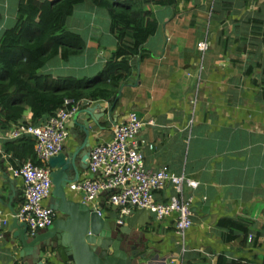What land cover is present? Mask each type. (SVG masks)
Instances as JSON below:
<instances>
[{
	"label": "crops",
	"instance_id": "crops-1",
	"mask_svg": "<svg viewBox=\"0 0 264 264\" xmlns=\"http://www.w3.org/2000/svg\"><path fill=\"white\" fill-rule=\"evenodd\" d=\"M18 1L0 0V33L16 19ZM146 7L145 18L155 19L156 29L132 59L133 73L119 87L112 119L107 113L111 102L79 103V107L92 102L104 108L98 119L102 127H93L89 147L109 140L114 125L134 110L143 120L153 121L137 135L152 144V148L140 146L144 165L198 181L195 188L185 189L193 200L183 255L173 214L156 219L149 213L148 218L136 219L134 228L141 234L136 246L146 253L141 264H214L221 253L264 264V235L260 246L250 241L242 246L238 237L225 239L235 232L220 223L224 218L251 221L249 240L264 225V0H173L171 4L151 0ZM65 26L79 33L85 46L68 60L52 59L46 70L95 76L117 43L107 8L91 0L77 3ZM205 37L209 45L201 53L197 42ZM7 129H0V134ZM68 130L80 134L78 126ZM8 140L0 136V209L9 216L0 237V264H24L27 257L19 256L18 240L12 241L8 230L10 186L14 189L10 205L17 211L23 198L22 179L10 171L13 161H20L11 160L4 147ZM75 144L69 135L63 149H73ZM171 190L167 187L156 197L162 199ZM68 193L82 199L81 192ZM99 202L105 219L117 217L107 195L92 203ZM41 261L67 264L47 250Z\"/></svg>",
	"mask_w": 264,
	"mask_h": 264
},
{
	"label": "trees",
	"instance_id": "trees-1",
	"mask_svg": "<svg viewBox=\"0 0 264 264\" xmlns=\"http://www.w3.org/2000/svg\"><path fill=\"white\" fill-rule=\"evenodd\" d=\"M85 0H19L16 19L0 33V129L23 121L38 125L62 106L66 97L75 101L103 99L111 102L122 82L132 76L134 62L143 42L156 29V21L146 20L151 0H91L107 8L111 29L117 43L103 68L93 77L52 73L47 65L52 59L68 60L81 52L85 40L79 33L69 30L66 18L77 3ZM171 4L173 0H152ZM118 100V99H117ZM116 100V102H117ZM116 104V103H115ZM11 160L37 161L34 138L22 134L4 143ZM19 163L13 161L16 167ZM229 232L227 238H239L246 246L250 241L260 246L264 225L252 235L251 221L224 218L220 221ZM214 264H255L246 258H231L219 254Z\"/></svg>",
	"mask_w": 264,
	"mask_h": 264
},
{
	"label": "built area",
	"instance_id": "built-area-1",
	"mask_svg": "<svg viewBox=\"0 0 264 264\" xmlns=\"http://www.w3.org/2000/svg\"><path fill=\"white\" fill-rule=\"evenodd\" d=\"M208 45L205 37L197 42V49L203 53ZM79 103L66 97L62 106L38 125L17 121L0 134L10 139L22 134L31 135L34 138L35 158L45 163L27 160L10 169L12 175L20 177L23 182V198L17 217L26 223L30 233L50 226L55 217L54 211L45 202L52 189L47 159L63 150L69 136V119ZM152 122L151 119L143 120L134 110H130L125 119L114 125L109 140L90 147L84 176L67 183L66 189L81 192V198L86 202H96L100 194L107 193V203L116 207V220L119 223H123L125 217L137 208L146 209L156 219L173 214L179 252L183 255L186 231L192 223L193 200L185 189L195 188L198 181L183 173L175 174L165 168L153 169L144 165L140 146L152 148V144L137 135L144 124ZM167 187H172L171 192L158 199L156 194L165 192ZM8 221V214L0 209V237Z\"/></svg>",
	"mask_w": 264,
	"mask_h": 264
},
{
	"label": "water",
	"instance_id": "water-1",
	"mask_svg": "<svg viewBox=\"0 0 264 264\" xmlns=\"http://www.w3.org/2000/svg\"><path fill=\"white\" fill-rule=\"evenodd\" d=\"M120 94L121 88L108 108L109 119H112L111 111ZM103 109L100 110V106L92 102L78 107L68 125V128L72 125L79 128V135L74 132L70 134L75 146L73 149H63L47 159L52 183L48 206L55 215H59L54 217L49 227L34 233L28 231L26 223L18 219L17 210L10 205L14 194L10 186L7 205L11 219L8 230L12 241L18 240L19 256L27 257L24 264H42L44 250L58 254L67 264H141V259L145 258L146 253L136 246L141 234L135 231L134 222L138 217H149L146 209H135L125 217L124 223H119L114 218L105 219L100 214L103 203L99 202L95 206L92 202L76 200L70 197L66 189L67 183L78 180L87 168L89 136L94 126L102 127L98 119ZM100 199L103 201L105 197Z\"/></svg>",
	"mask_w": 264,
	"mask_h": 264
},
{
	"label": "clouds",
	"instance_id": "clouds-1",
	"mask_svg": "<svg viewBox=\"0 0 264 264\" xmlns=\"http://www.w3.org/2000/svg\"><path fill=\"white\" fill-rule=\"evenodd\" d=\"M11 126V125H10ZM69 131V130H68ZM70 135V134H69ZM102 194H105V195H107V193H102ZM101 195V194H100ZM82 200V199H81ZM115 209H116V207H115ZM134 211V210H133ZM132 211V212H133ZM100 213V212H99ZM101 214V213H100ZM116 219V218H115ZM125 220V219H124ZM117 221V220H116ZM123 223H124V221H123ZM49 227V226H48ZM44 229V228H43ZM40 230V229H39Z\"/></svg>",
	"mask_w": 264,
	"mask_h": 264
}]
</instances>
